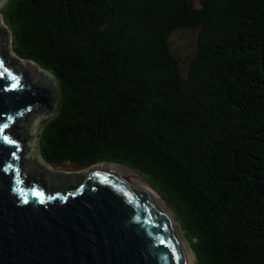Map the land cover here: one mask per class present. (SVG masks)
<instances>
[{"label":"trees","instance_id":"trees-1","mask_svg":"<svg viewBox=\"0 0 264 264\" xmlns=\"http://www.w3.org/2000/svg\"><path fill=\"white\" fill-rule=\"evenodd\" d=\"M197 2L13 0V51L60 89L44 161L127 166L161 193L196 264H264V0ZM190 28L185 76L170 35Z\"/></svg>","mask_w":264,"mask_h":264},{"label":"water","instance_id":"water-1","mask_svg":"<svg viewBox=\"0 0 264 264\" xmlns=\"http://www.w3.org/2000/svg\"><path fill=\"white\" fill-rule=\"evenodd\" d=\"M0 61V264H189L168 213L124 165L73 173L42 162L36 128L60 89L12 54L1 20ZM42 170L59 184L46 186Z\"/></svg>","mask_w":264,"mask_h":264},{"label":"rangeland","instance_id":"rangeland-1","mask_svg":"<svg viewBox=\"0 0 264 264\" xmlns=\"http://www.w3.org/2000/svg\"><path fill=\"white\" fill-rule=\"evenodd\" d=\"M191 1H192V4L194 6H198L197 0H191ZM7 2H9L8 5L6 4ZM12 3H13V0H4L3 4L0 5V17L2 16L4 24L7 25L9 28H10V26L8 23V19H9L8 13H9V10H10ZM5 33H6V37H7V40H8L12 54L19 57L13 51V37H12L13 33H12L11 28H10L9 33H7V31H5ZM170 40H171L172 50L174 51V53L177 55V58H178V64L180 65L181 74L186 76L188 73V68L190 66V62H191L192 58L194 57L196 50L198 48V30L197 29H191V28L190 29L176 30L170 35ZM19 58H21V57H19ZM25 61L35 65L32 61H29L26 59H25ZM39 68L42 69L43 71H45L46 73H48L52 77V74L48 70H46L40 66H39ZM52 79H53V77H52ZM53 81H54V79H53ZM55 84H56V82H55ZM60 99H61V97L58 98L57 105L54 108V110H52L49 114H47L45 117L40 119L39 123L37 124L36 140L35 141H36V149H37V152H38V155L40 158L43 155L42 153H43V139H44V135H45V125L52 117H54L56 115L58 106L60 104ZM42 158H41V160H42ZM42 162H43V160H42ZM51 167H52V169H55L54 167H59V166H51ZM63 168H64V170L72 171L73 173L81 171V170H74V168H70L69 165L67 167H63ZM82 171H84V170H82ZM157 195L162 200V202L165 204V201L160 196V194L158 193ZM165 206H166V204H165ZM168 210H169L168 212L172 215L173 219L175 220V218L173 216V212L170 209H168ZM175 222L178 225L179 230L184 237V232H183L182 228L180 227L179 223L176 220H175ZM184 240H185L186 246L188 247V249L193 254L194 262H195V254L193 253V251L190 247V244L185 239V237H184Z\"/></svg>","mask_w":264,"mask_h":264},{"label":"bare ground","instance_id":"bare-ground-1","mask_svg":"<svg viewBox=\"0 0 264 264\" xmlns=\"http://www.w3.org/2000/svg\"><path fill=\"white\" fill-rule=\"evenodd\" d=\"M4 0L2 1L1 4H3ZM0 20L2 22V24L4 25L3 28H4V31H7V33H9V30L8 28L6 27V25L4 24V21H3V18L2 16L0 17ZM36 66V65H35ZM101 164H108V163H101ZM112 164V163H111ZM116 165H119V164H116ZM122 166V165H120ZM124 168H126L127 170H129L147 189H149L152 194L155 196V198L159 201V203L163 206V208L166 210V212L168 213L169 217L171 218L175 228L177 229L178 233H179V236L185 246V249H186V252H187V255H188V259H189V264H195L194 262V256L193 254L191 253V251L188 249V247L186 246L185 244V240H184V237L182 235V233L180 232L179 230V227L178 225L176 224L175 220L173 219L172 215L168 212L169 210L167 209V207L165 206V204L162 202V200L159 198V196L157 195L158 192L155 191V189L149 184L147 183L142 177H140L135 171L131 170L130 168L126 167V166H122ZM52 169V168H51ZM157 192V193H156Z\"/></svg>","mask_w":264,"mask_h":264},{"label":"flooded vegetation","instance_id":"flooded-vegetation-1","mask_svg":"<svg viewBox=\"0 0 264 264\" xmlns=\"http://www.w3.org/2000/svg\"><path fill=\"white\" fill-rule=\"evenodd\" d=\"M55 169L58 168L60 170H64L61 167H54ZM43 171V175H44V184L48 187H50L51 182H55L57 184H59V181L61 179L62 174L61 173H57L55 170H53L52 172H46L45 170Z\"/></svg>","mask_w":264,"mask_h":264},{"label":"snow or ice","instance_id":"snow-or-ice-1","mask_svg":"<svg viewBox=\"0 0 264 264\" xmlns=\"http://www.w3.org/2000/svg\"><path fill=\"white\" fill-rule=\"evenodd\" d=\"M2 64H3V62L2 61H0V66H2ZM16 78L13 76V80H15ZM19 85L17 84V87H18ZM5 140L6 141H8V142H10V143H15L14 141H11V140H9V138L8 137H5ZM38 195H41V196H43V193H37Z\"/></svg>","mask_w":264,"mask_h":264}]
</instances>
